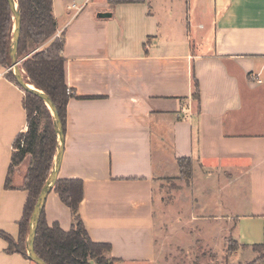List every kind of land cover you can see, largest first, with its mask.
<instances>
[{"label": "crops", "instance_id": "0c3cea01", "mask_svg": "<svg viewBox=\"0 0 264 264\" xmlns=\"http://www.w3.org/2000/svg\"><path fill=\"white\" fill-rule=\"evenodd\" d=\"M114 1L53 0L74 92L58 179L84 182L90 238L110 245L115 264H158L156 190L190 158L199 204L223 215L224 237L264 245V0ZM7 72L0 68V264H35L8 253L1 236L18 240L28 197L5 188L14 143L28 130L25 92ZM44 210L50 226L71 230L54 190Z\"/></svg>", "mask_w": 264, "mask_h": 264}, {"label": "trees", "instance_id": "16d2710c", "mask_svg": "<svg viewBox=\"0 0 264 264\" xmlns=\"http://www.w3.org/2000/svg\"><path fill=\"white\" fill-rule=\"evenodd\" d=\"M22 17L18 56L27 82L48 94L55 104L65 129L67 106L74 96L66 83L64 48L65 34L57 35V24L53 15V0H17ZM142 0H116L118 3H141ZM14 17L6 0H0V68L7 70L6 77L17 83L13 73L11 41ZM193 98L200 100L199 82L194 77ZM20 87V86H19ZM21 88V87H20ZM22 89V88H21ZM23 90V89H22ZM24 91V90H23ZM25 92V91H24ZM24 108L27 113L28 130L21 133L15 143L10 169L6 179L7 190H22L28 193L24 213L19 222V238L14 240L4 233L8 242V253L27 256V238L30 220L37 200L45 186L54 164L58 140L51 111L44 101L34 94L25 92ZM28 159L21 183H15V169ZM180 173L185 178L192 174V160H178ZM54 192L71 211L73 224L69 231L61 229L58 223L50 226L43 210L35 240L37 255L47 264H115L109 257L108 244L95 243L89 236L80 215V205L84 200V182L81 180L58 179ZM251 248L261 253L246 264L264 263V245Z\"/></svg>", "mask_w": 264, "mask_h": 264}, {"label": "rangeland", "instance_id": "374dc122", "mask_svg": "<svg viewBox=\"0 0 264 264\" xmlns=\"http://www.w3.org/2000/svg\"><path fill=\"white\" fill-rule=\"evenodd\" d=\"M184 6L186 16L185 2ZM27 167L28 160L15 169V183H21ZM240 180L243 182V178ZM200 183L202 180L195 173L192 161L190 176L184 178L180 173L178 176L168 177L162 180L161 186L156 190L157 218L162 217L158 264H246L259 257L261 253L242 248L232 236L224 237L223 229L227 224L222 220L223 215L221 214L222 221L217 220L215 214L220 212L212 211L211 205L201 207L199 204ZM207 183L210 188L205 195L210 199H205V202L211 203L214 195L211 188L213 178L206 177L205 184ZM230 225L233 228L235 221H230Z\"/></svg>", "mask_w": 264, "mask_h": 264}, {"label": "water", "instance_id": "95a60500", "mask_svg": "<svg viewBox=\"0 0 264 264\" xmlns=\"http://www.w3.org/2000/svg\"><path fill=\"white\" fill-rule=\"evenodd\" d=\"M6 1L10 7L11 13L15 21L13 37L11 41V52H10L12 65L9 71L13 73L17 83L25 92L36 95L37 97L42 99L44 103L46 104V106L49 108L53 116L54 127H55L57 140H58L57 152H56V156L54 159V164L52 167L51 174L45 186L42 189V192L37 200V203L34 207V210L31 216L29 235L27 238V245H26L27 256L30 261H32L35 264H47L37 255L35 251V240H36L39 220L44 210L47 198L49 194L54 190L55 185L58 181L59 172H60L62 161H63L64 149H65V134H64V128H63V124L59 116L58 110L55 104L53 103L52 99L50 98V96L46 94L45 92L38 90L35 86L29 84L27 80L25 79L24 72L20 68L21 63L23 61V60H20L18 56V47L20 43L21 26H22L21 11H20L17 0H6ZM111 16L112 14L110 13L99 14L100 18H110Z\"/></svg>", "mask_w": 264, "mask_h": 264}, {"label": "built area", "instance_id": "2783aa9c", "mask_svg": "<svg viewBox=\"0 0 264 264\" xmlns=\"http://www.w3.org/2000/svg\"><path fill=\"white\" fill-rule=\"evenodd\" d=\"M24 72V71H23ZM254 78V77H253ZM71 94H74V92L73 91H69Z\"/></svg>", "mask_w": 264, "mask_h": 264}]
</instances>
